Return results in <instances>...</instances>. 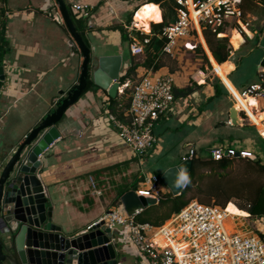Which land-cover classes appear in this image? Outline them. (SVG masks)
Returning <instances> with one entry per match:
<instances>
[{"label":"crops","instance_id":"1","mask_svg":"<svg viewBox=\"0 0 264 264\" xmlns=\"http://www.w3.org/2000/svg\"><path fill=\"white\" fill-rule=\"evenodd\" d=\"M66 1L70 6L83 3L91 7L92 14L85 19L83 27L90 46L98 50L97 55L122 54L121 73L125 74L132 55L139 56L132 54L131 43H124L123 33L129 35L127 27L135 20L141 21V17L135 15L143 4L139 9L136 7L146 0ZM154 4L159 6L163 20L161 5ZM245 5L246 1L243 11L249 21L248 27L231 29L220 36L215 34L217 38H227L231 44L235 31L242 35L240 46L236 48L232 44L234 50L225 62L218 63L212 56L207 45L208 31L195 32L193 43L203 47L212 65L207 74L205 69L193 71L184 66L197 61L193 59L198 55L196 49H184L176 57L164 58V66L155 73L171 74L176 88L192 86L194 91L189 96L177 97L156 121L157 142L145 155L137 156L111 120V115H115L111 111V99L117 98L121 106L129 104L130 108L131 82L146 73L144 66H139L137 76L120 84L116 97L96 88L84 93L69 109L59 125L61 137L42 156L40 175L49 199L48 206L54 208V221L68 236L85 233L90 225L121 206L122 202L117 204V196L122 190H135L133 187L139 179L138 190L146 188L148 185L143 184L146 175L155 174L161 178L168 168L189 159L192 150L203 153L200 151L219 146L234 147L236 142H243L241 146H245L248 140H254L252 129L246 127L251 125L243 113L240 112L237 124L231 120V109L242 107L240 101L235 104L231 92L240 100L239 92L259 83L264 70V21L263 27L252 25L262 16L253 9L247 11ZM0 10L9 13L1 31L6 42L0 48V65L4 71L0 74L3 82L0 89L1 151L18 145L56 104L59 92L79 81L83 57L70 45L71 34L54 0H3ZM117 26H123L124 32L116 29ZM96 38L104 41L99 45L101 49H97ZM124 44L130 46L128 52ZM245 65L246 71H241ZM144 158L154 159L160 166L150 172L149 167H142ZM162 188L163 193L170 192L164 183ZM121 231V228L114 230V237ZM128 237L125 233L114 242L119 263L145 264Z\"/></svg>","mask_w":264,"mask_h":264},{"label":"built area","instance_id":"2","mask_svg":"<svg viewBox=\"0 0 264 264\" xmlns=\"http://www.w3.org/2000/svg\"><path fill=\"white\" fill-rule=\"evenodd\" d=\"M244 1L176 0V20L164 25L154 34L166 40L165 53L176 57L182 40H185L183 49H196L197 44L193 43V38L197 30L211 31L220 36L231 29L248 27L249 21L244 18ZM70 12L78 21L88 19L92 14L91 7L83 3L72 4ZM7 17L9 13L0 10V32ZM127 28L133 40L132 54L143 55L154 34L151 29L147 32L138 27L136 21ZM135 29L146 37L139 38L133 33ZM174 87L175 81L171 74L157 75L154 71L147 70L132 89L129 121H122L111 115L121 137L137 156L145 155L157 142L155 123L175 103ZM239 94L246 100L247 106L243 105L238 110L245 115L248 124L259 130L264 139V70L259 83L245 87ZM231 95L235 104L238 103L237 95L234 92ZM254 117L260 121L257 122ZM236 146H219L209 151L216 160L234 156L257 158L252 148ZM194 153L195 150H192L189 159ZM143 184L148 186L137 190L138 193L158 202L163 193L162 179L155 174L146 175ZM241 218L249 220L251 215ZM241 218L240 222L235 218V226L231 228L230 225L234 223L228 207L195 199L163 225L154 226L137 222L121 204L88 229L101 221L108 223L113 232L121 228L122 231L113 241L118 242L127 233L145 264H264V229L261 228L264 217H256L254 220L262 234L249 228L240 230V225L244 224Z\"/></svg>","mask_w":264,"mask_h":264},{"label":"water","instance_id":"3","mask_svg":"<svg viewBox=\"0 0 264 264\" xmlns=\"http://www.w3.org/2000/svg\"><path fill=\"white\" fill-rule=\"evenodd\" d=\"M69 33L70 45L83 57L79 81L59 92L52 109L19 143L0 151V264H119L114 232L101 221L85 233L68 236L54 221L53 206L40 177L42 156L61 137L59 125L66 113L81 99L91 77L96 88L116 97L121 84L123 55H97L77 29L66 0H54ZM264 66V61H263ZM4 72L0 65V74ZM240 111L231 109L235 125ZM192 159H185L168 168L161 176L174 196L181 195L186 184L181 175L189 177ZM154 201L129 190L121 202L129 215L142 214Z\"/></svg>","mask_w":264,"mask_h":264},{"label":"trees","instance_id":"4","mask_svg":"<svg viewBox=\"0 0 264 264\" xmlns=\"http://www.w3.org/2000/svg\"><path fill=\"white\" fill-rule=\"evenodd\" d=\"M3 1V0H0ZM246 3L250 2L255 6H262L264 10V0H245ZM145 4L137 12L135 16L141 17V23L145 31H151L154 34L157 30L161 29L164 25L170 24L176 20V1L175 0H146L143 1ZM144 3L139 2L137 9ZM157 3L161 5L164 11V18L162 20V13ZM246 7V5H245ZM72 15V12H71ZM73 20L77 29L81 32L83 38L90 45L86 33L83 31V27L86 26V21H78L72 15ZM133 14L128 21L131 24ZM152 22V23H151ZM116 29H120L124 32L123 26H117ZM248 31V29H247ZM249 32V31H248ZM134 34L141 39L146 37L136 29L133 31ZM150 36V35H149ZM204 36V34H203ZM207 41H205L209 47L212 56L218 63H223L229 59L232 47H229V40L227 38H217L215 34L211 31L206 32ZM242 40V35L235 31L233 37L231 38L234 47L238 48L240 46V41ZM123 41L132 44L133 40L128 35V33H123ZM6 42L4 34L0 32V48L1 44ZM3 45V44H2ZM166 40L157 37L155 34L152 36L150 42L145 47V52L140 57H135L132 55L131 65L121 77V83L124 84L129 79H133L137 73L139 66H144L147 70H152L157 72L164 66V58L168 56L165 51ZM78 50V49H76ZM79 51V50H78ZM204 51L201 45L196 47V52L202 55ZM1 52V49H0ZM137 76V75H136ZM3 86V82L0 81V89ZM96 89L92 78H89L88 87L85 91L87 93L90 90ZM194 87L187 86L185 88L174 87L175 98L186 97L193 93ZM111 111L122 121H129V104L121 106L117 98H112ZM253 130V126H246ZM255 139L261 140L263 146L254 150L257 154L256 159L243 158L240 156L234 157H224L222 159L216 160L212 157L211 152L204 151L203 153L196 152L191 157L193 161V168L189 174V181L183 193L178 196H174L171 192L162 193L159 197V201H152V204L140 215L136 217V220L140 223H150L154 226H160L165 223L172 215L180 212L187 204L192 200H199L203 203L210 204L215 201L218 205L222 207H227L230 203L234 204L237 210L247 216L250 214L253 217H264V139L256 136ZM258 142V141H257ZM259 143V142H258ZM236 160L245 161L247 168L245 172L236 177L233 176L230 167L235 163ZM138 182L134 185L133 189L138 190ZM128 190H122L117 196V204H121V198L125 192ZM191 193V196L188 195ZM242 199L245 200V204L234 203V200ZM119 204V205H120ZM117 205V206H119Z\"/></svg>","mask_w":264,"mask_h":264},{"label":"rangeland","instance_id":"5","mask_svg":"<svg viewBox=\"0 0 264 264\" xmlns=\"http://www.w3.org/2000/svg\"><path fill=\"white\" fill-rule=\"evenodd\" d=\"M246 8H247V11L248 10H250L251 12H252V9L255 11V13H256V11L259 13V15H261L262 16V19L260 18L259 20H257V22H254V23H252V25H254V26H257V27H263V21H264V10H263V7L261 6V7H259V6H255L254 4H248V2L246 3ZM244 18H246V16L244 17ZM256 23V24H255ZM251 28V27H250ZM151 29V28H150ZM145 31V30H144ZM148 32V31H147ZM206 32V31H205ZM106 40V39H105ZM94 42L96 43V44H98L97 45V49H99L100 47H99V45H101L102 46V44H103V42L104 41H101L100 39H98V38H96V39H94ZM184 42H185V40H182L181 42H180V48H181V50H180V48H179V50L177 51V54H182V51H184V49L182 48V45L184 44ZM125 44H126V42H124ZM124 44V45H125ZM129 45V44H128ZM128 45H125V47H126V49H127V52L129 51V48H130V46H128ZM229 47H232V50H231V52L230 53H232V51L234 50L233 48V46H232V44L230 43L229 44ZM101 49V48H100ZM189 51H191V50H189ZM196 52V51H195ZM186 53V52H185ZM194 53V52H193ZM197 53V52H196ZM195 54V53H194ZM184 56H185V54H184ZM183 55H181L180 57H182V59H184L185 57H184ZM191 56H193V55H191ZM230 56H231V54H230ZM230 56H229V58H230ZM140 57V56H139ZM193 59H196L197 61L194 63H187V64H185L184 66H185V68H186V70H193V71H195L196 70V68H201L202 70H204V72L207 74V72H209L210 71V69H211V63H210V60H208L209 58H208V55L206 54V52L205 51H203L202 52V55H200L199 56V54L197 55V58H193ZM184 62V61H183ZM183 62H182V64H183ZM247 65V64H246ZM246 65L244 66V68H242V70L241 71H246ZM213 72H215L214 71V67H212V70H211V73H213ZM138 80L139 79H137V80H135V81H133V82H131V89L130 90H132V88L134 87L133 85H135L137 82H138ZM238 93V92H237ZM240 96V95H239ZM241 97V96H240ZM242 98V97H241ZM243 99V98H242ZM245 100V99H244ZM242 102V105H244V103H243V101H241ZM246 106H247V104H246ZM240 107V106H239ZM254 119L257 121V118L256 117H254ZM252 126V125H251ZM254 128H253V130H251L252 131V133L254 134V137H253V139L254 140H248V143H247V145H243L245 148H252V150H256V148L258 149L259 148V146L261 145V146H263V142H261V140H258V139H255L256 138V136H258V137H261V135H260V133H259V130L257 129L256 130V128H255V126H253ZM262 138V137H261ZM259 143H258V142ZM237 143V145H242V143L243 142H236ZM235 143V144H236ZM260 144V145H259ZM237 147V146H236ZM200 152H204V151H200ZM263 154H264V151H263ZM163 159H160V161H162ZM159 161V162H160ZM139 166V165H138ZM158 166H160L159 164H158V161H155L154 159H145L144 158V165L142 166V167H149L150 169V172H153L152 170H157L156 168L158 167ZM246 168H247V164H246V162L245 161H241V160H236L235 161V163L232 165V167H230V169L232 170V174H233V176H236V177H238V176H240V175H242L244 172H245V170H246ZM191 196V193L188 195V197H190ZM198 199V198H197ZM199 201V200H198ZM201 202V201H200ZM235 202H237L238 204H245L246 203V201L245 200H242V199H236V200H234V203ZM211 203H216L215 201H212ZM217 204V203H216ZM229 207H230V209H232V208H237L234 204H230L229 205ZM237 210V209H236ZM238 211V210H237ZM234 212H236V211H234ZM238 213L240 214V215H243V214H241L239 211H238ZM243 216H245V215H243ZM235 218H236V220L238 221V222H240V218H241V216H232V219H233V225H230L231 226V228H234V226H235ZM256 219V217H253V216H251V218H249V220H247V219H243V218H241V221L244 223V224H242V225H240V230H244L245 228H249L250 230H255V231H257L258 233H260V234H262V232H260V230H258L257 228H258V224H256L255 222H254V220ZM263 226H264V223H263ZM264 228H262V230H263Z\"/></svg>","mask_w":264,"mask_h":264},{"label":"bare ground","instance_id":"6","mask_svg":"<svg viewBox=\"0 0 264 264\" xmlns=\"http://www.w3.org/2000/svg\"><path fill=\"white\" fill-rule=\"evenodd\" d=\"M136 21V23H137V25H138V27H141L142 26V23H141V21L140 20H135ZM202 35H203V33L201 32V37H202ZM241 100L243 101V103H244V106H246V104H247V102H246V100H244V99H242L241 97H240V103H241ZM243 106V105H242ZM257 118V117H256ZM260 120L257 118V122H259ZM230 205V204H229ZM229 205L227 206L228 207V211L232 214V216H241V217H247V216H249V214L247 215V216H243V215H240L239 213H238V211L237 210H235V209H230V207H229ZM234 211H236V212H234Z\"/></svg>","mask_w":264,"mask_h":264},{"label":"clouds","instance_id":"7","mask_svg":"<svg viewBox=\"0 0 264 264\" xmlns=\"http://www.w3.org/2000/svg\"><path fill=\"white\" fill-rule=\"evenodd\" d=\"M181 179H182L185 183L190 182V181H189V177L187 176L186 173H183V174L181 175Z\"/></svg>","mask_w":264,"mask_h":264}]
</instances>
